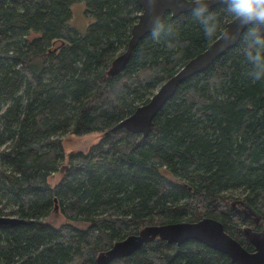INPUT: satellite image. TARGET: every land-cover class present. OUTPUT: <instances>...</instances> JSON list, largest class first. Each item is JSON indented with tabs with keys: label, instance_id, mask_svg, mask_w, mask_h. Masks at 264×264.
I'll list each match as a JSON object with an SVG mask.
<instances>
[{
	"label": "trees",
	"instance_id": "1",
	"mask_svg": "<svg viewBox=\"0 0 264 264\" xmlns=\"http://www.w3.org/2000/svg\"><path fill=\"white\" fill-rule=\"evenodd\" d=\"M76 3L92 21L84 35L69 24ZM140 12L135 0H0V216L25 221L0 225V264H100L145 230L205 218L256 250L243 228L264 226V81L245 77V42L182 79L147 132L117 128L214 41L189 12L168 13L172 33L128 53ZM95 132L65 154L64 135ZM102 264L233 263L157 236Z\"/></svg>",
	"mask_w": 264,
	"mask_h": 264
},
{
	"label": "water",
	"instance_id": "2",
	"mask_svg": "<svg viewBox=\"0 0 264 264\" xmlns=\"http://www.w3.org/2000/svg\"><path fill=\"white\" fill-rule=\"evenodd\" d=\"M135 1L141 9L143 0ZM219 5H221L220 0H215V2L211 5V8L217 7ZM186 12H189V10L185 9L183 11H178L174 15L171 13L169 14L172 17H177L180 14ZM141 14L142 9L138 15L136 23L131 28V38L128 45V53L132 51L141 38L149 34V30L142 23L144 17H141ZM139 20L141 21L140 24ZM228 23H231V21ZM233 28L235 29L236 26L233 25ZM217 39L219 38L217 37ZM238 42L239 40L232 45L224 46L222 43H217L215 40L212 41L202 53H200L195 59L188 62L183 68H181L173 76V78L160 85L148 103L140 107L133 115L121 121L117 125V128L125 127L131 131L147 132L152 120L161 110L164 103L167 101L182 79L201 71L207 67L210 62L224 54L230 48L234 47ZM122 61L123 60L118 61L117 66H119ZM236 203L239 202H234L231 204V208L233 210ZM55 209L57 208L55 207ZM259 220L260 217L257 216L256 220L253 221L257 223ZM19 224H25V221L17 217L0 216V225L15 226ZM157 236H159L161 239H164L168 243H174L177 245L189 240L197 241L210 249L226 255L233 264H264V245L256 248L254 252H248L236 240H234L229 234L225 232L221 222L212 218H205L198 222L192 223L180 222L165 227L145 230L140 235V244L147 239Z\"/></svg>",
	"mask_w": 264,
	"mask_h": 264
},
{
	"label": "clouds",
	"instance_id": "3",
	"mask_svg": "<svg viewBox=\"0 0 264 264\" xmlns=\"http://www.w3.org/2000/svg\"><path fill=\"white\" fill-rule=\"evenodd\" d=\"M215 0H143L142 23L151 38L159 40L173 31L166 13L185 9L202 27L206 40L229 46L243 38L244 56L250 67L245 72L249 81H264V0H220L221 7L212 10ZM222 18L231 23L222 26ZM141 21L139 20V24ZM233 25L236 28H233ZM217 37L219 39H217Z\"/></svg>",
	"mask_w": 264,
	"mask_h": 264
},
{
	"label": "rangeland",
	"instance_id": "4",
	"mask_svg": "<svg viewBox=\"0 0 264 264\" xmlns=\"http://www.w3.org/2000/svg\"><path fill=\"white\" fill-rule=\"evenodd\" d=\"M71 19H70V25L77 30V32L80 35H84L86 33V29L89 23L92 21L87 19L84 16V5L83 3H76L71 6ZM5 107H1L0 113L4 111ZM102 134L95 132L90 133L88 135H84L81 137H77L74 135L66 134L63 136V147L65 150V154H68L69 152H77L82 151L86 152L92 145L96 144L99 139L101 138ZM61 174L57 173L54 176H52L49 180L51 184H55L59 181ZM236 197V194H234ZM236 202V201H235ZM238 206V205H237ZM240 206H238L239 209ZM251 219H255L254 217H251ZM64 218L59 213V210L56 209L52 213L51 217L48 219V223L52 224L55 227H58L62 224H64ZM243 232L245 233L247 239L253 243L255 248H258L262 245H264V226L261 233H254L251 231L250 228L244 227ZM140 236L137 238H130L129 240H125L122 243H118L115 248L109 252L104 253L98 256L99 263L102 264L103 260H107L111 255H122L129 253L134 247L140 244L141 240L139 239ZM146 238V236H145Z\"/></svg>",
	"mask_w": 264,
	"mask_h": 264
},
{
	"label": "flooded vegetation",
	"instance_id": "5",
	"mask_svg": "<svg viewBox=\"0 0 264 264\" xmlns=\"http://www.w3.org/2000/svg\"><path fill=\"white\" fill-rule=\"evenodd\" d=\"M237 205L240 206L239 209ZM244 206H245L244 204L240 203V204H235L234 208L235 210H238L240 213H242L245 217L250 218V219L251 217H254L256 215L255 212L252 210L247 211ZM253 220H256V219H253Z\"/></svg>",
	"mask_w": 264,
	"mask_h": 264
},
{
	"label": "bare ground",
	"instance_id": "6",
	"mask_svg": "<svg viewBox=\"0 0 264 264\" xmlns=\"http://www.w3.org/2000/svg\"><path fill=\"white\" fill-rule=\"evenodd\" d=\"M234 239V238H233ZM235 240V239H234ZM239 243V242H238ZM240 244V243H239ZM241 245V244H240ZM242 246V245H241Z\"/></svg>",
	"mask_w": 264,
	"mask_h": 264
}]
</instances>
